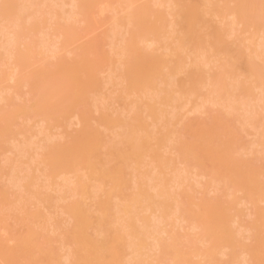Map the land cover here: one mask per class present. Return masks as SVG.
Wrapping results in <instances>:
<instances>
[{
  "label": "rangeland",
  "instance_id": "374dc122",
  "mask_svg": "<svg viewBox=\"0 0 264 264\" xmlns=\"http://www.w3.org/2000/svg\"><path fill=\"white\" fill-rule=\"evenodd\" d=\"M72 1L0 0V47L6 48V51L3 48L0 49L2 51V53L0 52V62L3 60L0 64V70H2L0 75L3 73L1 77L5 78L7 72V79L10 76L13 77L12 82L14 81L12 83L6 78L5 80L0 79V143L2 144L3 142L0 149V264L7 263L2 259L3 254L13 255L14 264H26L25 259L30 260L29 264H76L78 262L77 250L79 248L77 237L79 236L78 231H80L78 227L80 226H77L79 222L78 220L76 222V219L74 220L72 213L76 211L77 206L78 208L82 207V211L86 214L83 215L88 218L86 220L87 224L83 222L84 226H87L84 232L89 237L93 247H96L98 251H100L99 249L103 242L109 241V236L111 238L113 234H116V237L119 235L118 237H121V240L124 238L122 240L123 244L127 243L129 245L131 240L130 237H127L128 228H126V225L128 226L127 223L131 220L133 221L129 224H133L139 214L137 220H139L138 222L141 221V223H137V220H135L138 224L136 225L134 222L136 228L138 230L141 229L140 227L145 222L146 230L148 228L147 232L155 239L150 240L149 238V240H146V237L143 238L144 245L138 250L140 255L136 252L137 256L130 245L131 249L129 250L126 244L128 248L126 247L125 252L123 248L121 254L122 257L123 254L124 257L127 256L126 258L129 260L132 258V261H127L129 264H264V106H261L263 105L262 103L259 104L260 98L263 97L262 89H259V82L256 77L250 75L251 71L264 74V31H249L243 25L240 26L236 18L233 17L235 20L233 21L231 16L234 10L239 5H242L243 0H180L176 6L169 0H76V3ZM104 1L107 2L104 4ZM257 1L259 0H253L255 5ZM74 3L76 4L75 9L71 7L75 5ZM255 5L251 10L254 9ZM262 8L264 13V2ZM214 9L221 11L223 17L214 16ZM186 14H191V19H189L192 23L191 32L195 37L203 40H206L217 27H222L226 24L228 26L229 24L234 29L233 35L226 37L223 41L218 40L223 46L228 47V51L223 54L212 53L209 59V66H205L204 62L199 64L192 63L194 60L197 61L201 54L199 55L193 49L192 40L187 38V43L184 42V27L187 26ZM175 15H180L181 17L175 18ZM143 17L144 21L141 23ZM14 18H17V20ZM183 18L186 20L185 22H182ZM25 21L29 22L26 23ZM180 23L181 25H179ZM230 27L227 29L228 32H230ZM9 31L16 36L15 40ZM135 33L138 35L137 39H131ZM59 34L60 38L57 36ZM44 37L46 39L49 37L50 41ZM4 40L8 43L6 41L4 43ZM11 40H14L16 45ZM153 41H156L155 44L151 43ZM11 42L14 46L11 45ZM51 43L53 44L50 45ZM33 44L36 47H32ZM37 44L39 47H37ZM42 44H45L46 47H42ZM31 49L32 52H30ZM178 49L182 60L181 63L173 60L168 62L171 58L174 59L173 50L177 51ZM38 50H40L39 53ZM50 50H53L51 55H49L51 53ZM7 51L9 53L13 52L12 56L9 54L10 56L6 58L8 55ZM54 53L56 55L57 53L59 54L55 57ZM39 54L41 55L40 57H38ZM46 56L49 57L47 58ZM40 59L42 60L40 61ZM145 61H163L159 69L162 74L161 80L156 81L160 84L157 90L151 96L147 93V90L142 92L143 94L141 92L135 93L134 89L125 91L124 89H129L130 86L134 85L130 78H137L142 75V72H145L144 66L137 65ZM48 66L49 68H47ZM58 69H60V74L63 71L61 75L66 73L71 79L69 84L72 87L66 85L68 88L66 87L67 90H65L68 92L70 89L71 91L74 89V92L72 91L74 93L73 98L70 91L71 96L69 98H72L70 99L71 101L66 96L67 92L64 89L59 93L61 95H54L56 104L61 99V102L68 103V106L65 104L66 107H64V109L68 107L67 112L62 109L66 116H63L64 114L61 115L63 113L61 109L58 111L56 109L59 108L57 105L61 102L55 107L52 106L51 101V104L48 105L49 109H45L43 106L47 107L45 104H48V102L44 103L45 101L43 100L47 96L44 98L45 94L38 93L40 86H43L42 81L48 79L47 83L50 84L49 80L54 77L52 75L55 74V78L58 76ZM198 69H202L207 79L221 74L225 79V83H227V87L210 96L208 101L204 102V107L199 111L194 110L193 104L185 106L187 101L172 102L169 105H165L166 93L170 94V99L173 98L172 96L180 92V87L184 84L188 74L194 73ZM171 70L174 71V74L171 73ZM231 71L233 78H230ZM57 72L58 74H56ZM111 72H115L116 75H112ZM22 76L26 77L28 81L26 79L25 82L23 80L18 81V79H23L21 78ZM109 76L111 77L110 82ZM59 77L57 78L60 79ZM68 77L67 80H69ZM124 77L126 78L125 82L123 80ZM55 78L53 79L56 81L57 78ZM5 82L7 83L5 84ZM22 82L27 87H23L24 84ZM1 87H3V90ZM5 88L12 89L9 90L8 96L6 95V90L4 91ZM1 91L6 94L2 95ZM41 92L44 91L42 90ZM133 92L137 96L134 97ZM39 94L43 97H39ZM62 94H64L63 96L66 100L61 98L63 97ZM56 96L59 97V100H57ZM67 98L72 105L67 101ZM38 99L43 102L40 101L38 103ZM2 100L4 101L2 102ZM135 102L141 108L142 113L138 108L141 117L148 113L145 104L153 107L156 113L160 112L157 115L163 113V117L159 122L149 120L146 117L147 114L143 117L145 118L146 135L148 136L144 133L141 137L143 138L145 135L144 138L150 139V141L146 139L148 148L150 147V153L145 158H142L144 160L141 159L140 162H135L138 165L135 163L133 165L132 160L130 162V159H126L131 165L125 170L124 164L126 160L124 159V162L123 158L128 155V151L136 152L138 147L137 141L132 139L133 134L131 131L124 127L132 121L134 114L130 112L132 107L130 105ZM200 103L201 101L198 104ZM38 105L41 106L38 107ZM42 107L44 108L43 111L40 109ZM50 107H53V110L56 109V114L59 111L61 113L59 112L60 116H57L56 120H52L53 122L50 124L53 125L48 127L46 125L52 119L50 112H54ZM50 109L52 111H49ZM47 110L50 114H46ZM255 110L258 112L257 115L254 113L256 112ZM41 114L46 117L49 115V118L46 119V127H44V130L47 128L48 131H46L47 134L43 133L45 134L44 136L42 134L38 135V137V127L41 126L39 124L40 120L45 118V116L41 118ZM77 114L85 117V124H83L85 126L87 124V128L78 122V119H76ZM6 115H12L11 118L8 116L11 119L10 121H8L9 119L5 120ZM31 117H34L33 120H31ZM54 117L56 116L53 114ZM2 118H4L5 122ZM58 119L60 120L58 121ZM108 121H111L112 126L106 124ZM60 125L63 128H58ZM23 130L24 134L29 131L32 135L30 137L31 140L25 139V135L22 134ZM83 130H87V132ZM92 132L93 135L90 134ZM94 132L100 134L102 138L101 145L104 144L102 146L99 144L100 147L96 144L94 147L93 143V147L90 148L91 144L89 143L90 146L88 145V139L90 135L93 139V136L96 135ZM20 133L22 137H20ZM32 137H38L33 142V144L35 143V148L30 143L34 140ZM134 137L139 138V136ZM169 139H171L173 145L171 149H167L164 144H161L163 142L167 143ZM15 140L20 143L15 142L13 147L12 143ZM27 140L33 147L30 145V149H15L17 145L28 147L26 146L28 142L25 143ZM23 142L25 143L24 145H22ZM42 143L46 145L47 149L40 145ZM74 143L78 144L75 145L78 147V149L76 148L78 153L73 150L76 155H74V161L71 159L72 163L75 162L71 170L76 171L77 169L78 176L76 172L69 171L68 173L67 166L64 170L66 163H63L68 160L65 161L66 158L63 159L64 154L67 152L72 153V150L67 151V149ZM37 144L42 147V150L44 148V152L37 150L40 152L33 157V154L37 152L34 149H39L36 147L38 146ZM75 146L72 147L75 149ZM12 147L15 151L11 150L13 149ZM131 147L134 149L132 148L131 150ZM31 149L32 151L30 152L29 150ZM64 149L66 150L62 156ZM172 149L173 151H171ZM19 151L20 153H18ZM45 151L51 153L54 168H52V164L51 166L48 164L49 167L47 162H43L44 159L51 157H47L50 153L45 154ZM9 153H12V155ZM40 153H44V157L46 155L47 158L42 159ZM92 153L100 154L95 156ZM22 154L26 156H22ZM152 155L154 159H151ZM16 156L17 158H15ZM30 156L32 161L35 159L36 161L40 160L37 163L35 162L36 164L33 163V167H30V162L32 163ZM37 156H40L39 158L43 161L41 159L38 160ZM6 158H9V162ZM99 158L101 162L97 161ZM51 159L45 161L51 163ZM5 160H7V164ZM151 160L155 161L152 162ZM170 160L179 172H182L185 166L187 169L189 168L188 172H190V175L188 172L185 175L183 174L184 176L179 175L180 179H177L175 183L177 190L173 188L175 187L173 186V178L176 176L170 173L162 175L163 172H166L165 164ZM28 161L29 163H27ZM96 162L101 163L100 165L97 164V167L101 168L103 166L104 170L112 174L108 181L104 182L103 185L101 184L102 186L97 181L98 184L95 181L93 182L92 177L89 179V176L97 169V167H93ZM144 162L146 163L145 166H143ZM43 163L46 164L43 165ZM141 163L142 166H140ZM55 164L59 165L60 168L62 164L64 166L61 168L62 170L58 167V170L54 172ZM182 164H185V166ZM14 165L17 166L16 169H13L14 172L16 171L13 176V170H10V168H14ZM38 165L41 166L39 167ZM45 166H47V170H45ZM122 166L123 170H125V173L123 171L122 174L123 176L125 174V179L121 181L125 184L123 185V190L119 186L122 185L119 182L122 175L116 173L117 170H121ZM27 168L30 173L27 172ZM52 169H54V175L51 172ZM63 170L65 171L64 173H62ZM17 172L20 173V176ZM66 172L71 175L74 173L73 176L76 178L73 179V176L70 177V175L69 177L62 176L68 175ZM32 173H34L35 178ZM151 174L154 178L156 174L158 177L161 176V179L166 177V187L168 186L166 191L169 193V198L172 196V200H176V205L181 206L182 213L179 211L176 216L171 217L172 220L167 219L163 224L160 222V225H157V220L159 219L157 208L156 210L153 208L155 211L148 213H142V210L140 212H138L139 210L135 211L134 208V205L138 208L140 206L139 202H143L139 200L141 198L139 194H143V191V195L150 192L146 183L153 177ZM26 175L28 176L26 177ZM45 175L46 177L44 178ZM86 175L89 176L87 177ZM58 176L64 179V183ZM145 177L149 179L146 180ZM184 177L186 178L183 180ZM17 178L19 181L21 180V184L18 183ZM36 178L39 179L37 188H35L36 186L34 187ZM68 178L73 181H68L67 189L63 185L67 186L66 181L69 180ZM165 179L163 180L165 181ZM219 180L222 182L220 183ZM170 181L171 183H169ZM71 182H77V187L73 186ZM216 182L220 184H216ZM239 183H244V186L238 185ZM17 184H25L26 191L23 190L21 193L19 190L23 187ZM30 184L33 192L29 188ZM82 184L86 185L84 187H88L87 190L84 189ZM136 185H139L140 188H137ZM177 185L180 189H178ZM245 185L250 188V185H252L253 189L256 188V190L248 189V187L244 190ZM117 186L119 189H117ZM39 187H42V189H39ZM34 188L37 191H34ZM82 188L87 194L82 191ZM142 189L144 190L142 191ZM58 190L63 191V193ZM78 191L86 195L79 194L80 192ZM35 192L37 195H35ZM138 192L139 194H137ZM152 192L149 193L151 195L149 197V199L151 198L150 200L155 197V195L152 197V194H154ZM25 193H30L31 195L33 193L32 198L31 195L29 197ZM34 196L37 197L35 198ZM136 196L139 197V202L137 203L139 206L135 204L138 201ZM159 199L156 200L154 198L153 201L156 200V203L164 201ZM172 200H166L165 204H171ZM179 202L180 204H178ZM68 206L74 211H69ZM100 206H104L102 210L105 214L101 212L102 210L100 211ZM104 208L110 214L108 217L112 216L110 221L112 222L113 220L110 223L111 225L108 224L105 229L100 225L102 221H99L103 219L102 216L104 217L103 220L106 218L107 211ZM255 213L260 216H255ZM100 214L103 215L101 216ZM150 214H155L157 218L155 216L151 217ZM179 215L181 218H179ZM154 217L157 222L154 227L156 232H151L154 226L151 225V221L153 224L155 223L153 221ZM97 221H99V225ZM110 221L109 219L108 221L106 220L108 223ZM195 227L198 228L195 229ZM203 228L205 232L202 231ZM102 229L107 236L100 234ZM50 231L54 233L50 234ZM140 231H143V229ZM163 232L165 234H161ZM152 233H155V235ZM205 233L206 235H204ZM206 237L212 239L214 242L213 246H217L222 240L224 241L220 243V248L218 246L212 248V242L209 241L210 238ZM88 244L89 246L85 248L94 249L90 246V243ZM141 248L145 250H141ZM211 248L214 251L212 250L211 252ZM209 250L211 253H209ZM105 253L107 254L108 251ZM132 255H134V258ZM6 257L5 260L8 261ZM102 257L104 258L102 254L99 257L97 256V258L87 257L86 262L87 264H100ZM126 258L125 261L127 260ZM122 259L124 260V258ZM104 261L102 264H105ZM183 261L184 263H182Z\"/></svg>",
  "mask_w": 264,
  "mask_h": 264
},
{
  "label": "bare ground",
  "instance_id": "6f19581e",
  "mask_svg": "<svg viewBox=\"0 0 264 264\" xmlns=\"http://www.w3.org/2000/svg\"><path fill=\"white\" fill-rule=\"evenodd\" d=\"M46 1V0H45ZM75 3H76V0H73ZM72 1V2H73ZM169 1H171V2H173V4L176 6V4L177 3H179L180 2V0H169ZM105 2H107V1H104L103 3L105 4ZM263 2H264V0H259V1H257L256 3V5H255V3L253 2V0H243V2H242V5H239L238 7H237V9H235L234 10V13L232 14V19H233V21H235L234 20V18H236L237 20H238V22H239V25L241 26V25H243L245 28H247L249 31H251V30H253V31H264V13H263ZM28 3V2H27ZM74 3V4H75ZM238 3V2H237ZM255 5V7H254V9L253 10H251L252 9V7ZM70 6H71V4H70ZM71 7H73L74 9L76 8V4L75 5H73V6H71ZM129 8V7H128ZM19 12H20V10H19ZM19 14V13H18ZM38 14V13H37ZM213 14H214V16H216V17H219V18H222L223 17V14L221 13V11H219V10H215L214 9V12H213ZM25 15V14H24ZM20 16H22L21 14H20ZM82 17V16H81ZM175 18L176 17H181L180 15H175L174 16ZM234 17V18H233ZM15 20H17V18H14ZM185 19H187V26L186 27H184V35H185V39H184V42H186L187 43V38H189L190 40H192V47H193V49L200 55V57H199V59L196 61V60H194L192 63H194V64H199V63H202V62H204L203 64H206L205 66H209L210 65V58H211V54L212 53H214V52H218V53H225V52H227L228 51V47L227 46H223L222 45V43L221 42H219V41H223L226 37H229V36H231V35H233V33H234V29L233 28H231L232 26L231 25H229L228 24V26H227V24L226 25H224V26H222V27H217V28H215L214 30H213V33L212 34H210L207 38H206V40H203V39H200V38H197V37H195L194 36V34L191 32V29H192V23H191V21L189 20V19H191V14H186V16H185ZM184 18H183V20H182V22H185L186 20H185ZM14 20V21H15ZM72 20V19H71ZM74 20V19H73ZM7 21V20H6ZM18 21H20V20H18ZM75 21H77V20H75ZM144 21V17L142 18V20H141V23ZM4 22V21H3ZM8 22V21H7ZM26 22V21H25ZM29 22V21H28ZM28 22H26V23H28ZM9 23V22H8ZM14 23V22H13ZM13 25H15V24H13ZM179 25H181V23L179 24ZM232 25L234 26V24L232 23ZM18 26V25H17ZM231 26V27H230ZM228 27H230L231 29H229V31L230 32H228L227 31V29H228ZM12 28V27H11ZM10 29V28H9ZM16 29V28H15ZM8 30V29H7ZM42 30H44V29H42ZM5 31V30H4ZM46 31V30H45ZM6 33V32H5ZM4 33V34H5ZM9 33H11L12 34V32H10L9 31ZM8 33V34H9ZM40 33V32H39ZM47 33V32H46ZM22 34V33H21ZM46 35V34H45ZM44 35V36H45ZM48 35V34H47ZM51 35V34H50ZM11 36V35H10ZM30 36V35H29ZM40 36V35H39ZM58 37L60 36V34L59 35H57ZM137 34L135 33L134 35H133V38H131V39H137ZM12 37H13V39L15 40V37L16 36H14L13 34H12ZM11 37V38H12ZM55 37V36H54ZM45 39H46V37H44ZM43 38V40H45ZM60 38V37H59ZM1 39V38H0ZM47 39H49V37H47ZM46 39V40H47ZM13 40V41H14ZM26 40V39H25ZM219 40V41H218ZM6 40H4L3 42L4 43H6L5 42ZM12 41V40H11ZM12 41V42H13ZM48 41H50V39L48 40ZM11 42V43H12ZM40 42V41H39ZM41 42H42V39H41ZM55 42V41H54ZM156 42V41H155ZM155 42L153 41V42H151L152 44L154 43L155 44ZM8 43V42H7ZM46 43H47V41H46ZM50 43V42H49ZM190 43V42H189ZM10 44V43H9ZM53 43H51L50 45H52ZM56 44V43H55ZM3 45V44H2ZM1 45V46H2ZM11 45H13V43L11 44ZM10 45V46H11ZM14 45H16L15 44V41H14ZM13 45V46H14ZM26 45H27V43H26ZM43 45V44H42ZM48 45V44H47ZM190 45V44H189ZM21 46V45H20ZM35 45L33 44V46L32 47H34ZM45 46V44L42 46V47H44ZM49 46V45H48ZM36 47V46H35ZM37 47H39L38 46V44H37ZM46 47V46H45ZM1 48H3V47H0V49ZM8 48V47H7ZM10 48V47H9ZM14 48V47H13ZM21 48V47H20ZM26 48V47H25ZM48 48V47H47ZM53 48H54V46H53ZM3 49H5V51H6V48H3ZM27 49V48H26ZM46 49V48H45ZM180 49V48H179ZM179 49L176 51V50H173V52H172V54H173V57H174V59H170V60H168V62H171L172 60L173 61H176V62H178V63H181V58H180V55H179V53H178V51H179ZM12 51H13V49H11ZM22 50V49H21ZM20 50V51H21ZM37 50V49H36ZM36 50H34V51H36ZM42 50H43V48H42ZM28 51H29V49H28ZM39 51L40 50H38V53H39ZM52 51L53 50H50V54L49 55H51L52 54ZM193 51V50H192ZM1 53H2V51H0ZM24 52H25V49H24ZM30 52H32V49L30 50ZM55 53H56V51H54ZM58 52H59V50H58ZM38 53H36V54H38ZM54 53V54H55ZM7 56H6V58L8 57V56H12V54H13V52L12 53H9L8 51H7ZM10 54V55H9ZM31 54V53H30ZM29 54V55H30ZM41 54H43V53H41ZM59 53H57V55H58ZM32 55V54H31ZM56 54H55V57L57 56ZM1 56V55H0ZM14 56H16L15 54H14ZM37 56V55H36ZM41 55L39 54V56L38 57H40ZM43 56V55H42ZM34 57V56H33ZM32 57V58H33ZM47 57V56H46ZM49 57V56H48ZM47 57V58H48ZM54 57V56H53ZM53 57H52V59H53ZM4 58V57H3ZM13 58V57H12ZM26 58V57H25ZM32 58H30V59H32ZM41 58H43V57H41ZM34 59V58H33ZM45 59V58H44ZM49 59H51V58H49ZM49 59H48V61H49ZM55 59V58H54ZM10 60V59H9ZM13 60V59H12ZM42 59H40V61H41ZM3 61V60H2ZM1 61V62H2ZM6 61V60H5ZM4 61V62H5ZM8 61V60H7ZM27 61V60H26ZM1 62H0V64H1ZM9 62V61H8ZM12 62V61H11ZM45 62V61H44ZM139 62V61H138ZM25 63V62H24ZM43 63V62H42ZM11 64V63H10ZM44 64V63H43ZM47 64V63H46ZM161 64H163V61H158V62H155V61H145V62H141V63H138L137 65H142V66H144L143 67V69L145 70V72L143 73L142 72V75L141 76H138L137 78H130L131 80H132V82H134V85L133 86H130V88L129 89H127L126 87V89H124L125 91L126 90H130V89H134L135 90V93H137V92H141V94H143L142 92H144V91H146L147 90V93L151 96L152 94H154V91H156L157 90V87L160 85L159 83H157L156 81L157 80H161V77H162V74L160 73V71H159V69H160V66H161ZM202 64V65H203ZM3 65V64H2ZM9 65V64H8ZM52 65H54V64H52ZM62 65V64H61ZM1 66V65H0ZM14 66V65H13ZM63 66V65H62ZM125 66V65H124ZM223 66V65H222ZM2 67H4V66H2ZM6 67V66H5ZM203 67V66H202ZM201 67V68H202ZM18 68V67H17ZM47 68H49V66L47 67ZM169 68V67H168ZM50 69H51V64H50ZM60 69H62V68H60ZM60 69H58L59 70V74H60ZM18 70V69H17ZM54 70H55V67H54ZM63 70V69H62ZM61 70V71H62ZM2 70H0V72H1ZM7 71V70H6ZM12 71V70H11ZM51 71V70H50ZM3 72H4V70H3ZM9 72V71H8ZM13 72V71H12ZM63 72V71H62ZM61 72V74H63ZM15 73V72H14ZM112 73V75L114 74V76L116 75V73L114 72H111ZM171 73H173L174 74V71L173 70H171ZM2 74L3 73H1V75H0V79L2 80V79H4L5 80V78H6V80H9V82H12V78L13 77H8V79H7V72H6V76L5 75H3V76H5V78H2L1 76H2ZM11 74V73H10ZM25 74V73H24ZM56 74H58V72L56 73ZM58 74V76L57 77H59L60 79H61V82H60V79H58L57 77V79L55 78V74H53L52 76H54L53 78H55L56 79V81L53 79H51V80H49L50 82V84H48L47 82H48V79L45 81V80H43L42 81V83H43V86H40V90L38 91V93H40V94H45V96H44V98L47 96V98L45 99V100H43V101H45L44 103H47L48 102V104H45V105H47V107L46 106H43L45 109H49V107H48V105H50L51 103V101H52V106H55V107H59V108H56L57 109V111L59 110V109H61V111H62V109L64 110V112H67L66 110H67V108L66 109H64V107H66V106H68V103L67 102H64L63 103V101L61 102V98H63V99H65L64 98V94H62V96L63 97H61L60 99V101H58V103L57 104H59V102H61V103H63L62 105H61V103L59 104L60 106H62V107H60L59 105H57L55 102V96L54 95H58L59 93H61V91L64 89H66V87L68 86V85H70L71 86V84H69L70 82V78L67 76L68 74H66L65 73V75H59ZM231 76H230V78H233L232 77V71H231ZM15 75V74H14ZM250 75H252V76H254V77H256L257 78V81L259 82V89H262V94H263V97L262 98H260V102H259V100H258V102H259V104H263V105H261L262 107L264 106V74L261 72H253V71H251V74ZM62 76H64V77H62ZM113 76V77H114ZM137 76V75H136ZM67 77H68V79L69 80H67ZM21 78H23V79H18V81L20 80V81H24L25 82V79H26V77H21ZM110 76H109V82H110ZM15 79V78H14ZM63 79V80H62ZM113 79V78H112ZM120 79H122V78H120ZM11 80V81H10ZM27 80V79H26ZM59 82H58V81ZM64 80H66V81H64ZM118 80H119V78H118ZM124 82H125V80H126V78L124 77ZM16 81V80H15ZM28 81V80H27ZM26 81V82H27ZM62 81H64V82H62ZM4 82V81H3ZM14 82V81H13ZM12 82V83H13ZM24 82H22L23 84H24ZM131 82V83H132ZM7 82H5V84H6ZM12 83H10V84H12ZM19 83V82H18ZM44 83H46V85H44ZM64 83V84H63ZM72 83V82H71ZM128 83V82H127ZM4 84V83H3ZM28 84V83H27ZM59 84H60V86H59ZM63 84V85H62ZM121 84H123V83H121ZM26 84H24V86L23 87H27V86H25ZM41 85V84H40ZM67 85V86H66ZM128 85H129V83H128ZM127 85V86H128ZM1 86V85H0ZM5 86V85H4ZM3 86V87H4ZM3 87H1L2 88V90H3ZM43 87V88H42ZM62 87H64V88H62ZM72 87V86H71ZM208 87H210V88H208ZM227 87V83H225V79H224V77L221 75V74H219L218 76H215L214 78H209V79H207L205 76H204V74H203V71H202V69H198V70H196L194 73H190V74H188V76H187V78H186V80L184 81V84L182 85V87H180V92H178L177 93V95H175V96H172L173 98H171L170 99V94L169 93H166V97H165V105H169L170 103H172V102H183V101H187V103H186V105L185 106H189V105H191V104H193V106H194V110L195 111H199V110H201V108H203L204 107V102L205 101H208V99L210 98V96H212V95H214V94H216V93H218L219 91H222V89L223 88H226ZM9 88V87H8ZM42 88V89H41ZM68 88V87H67ZM70 88V87H69ZM73 89V88H72ZM6 90V93L4 92ZM9 90H12V89H4V91H1V94L2 95H7L8 96V93H10L9 92ZM44 91V92H41V91ZM67 90V89H66ZM65 90V91H66ZM70 91H71V89H70ZM70 91H68L69 92V94H68V92L66 93L67 95L66 96H68V98L71 96L70 95V93L73 91L74 92V89L70 92ZM260 91V90H259ZM2 92H4V93H2ZM71 93L72 94V98H73V96H74V93ZM261 92V91H260ZM55 93V94H54ZM63 93H64V91H63ZM127 93H129V92H127ZM39 94V95H40ZM133 94H134V92H133ZM133 94H131V95H133ZM140 94V95H141ZM59 95H61V94H59ZM130 95V96H131ZM139 95V96H140ZM145 95V94H144ZM143 95V96H144ZM148 95V96H149ZM165 95V94H164ZM35 96H37V94H35ZM128 96V95H127ZM134 97L135 96H137V94L135 95H133ZM148 96H147V99H148ZM262 96V95H261ZM4 97V96H3ZM39 97H43L42 95H40ZM56 98H57V100H59V97L58 96H56ZM68 98H67V101L68 102H70L71 100L70 99H72V98H69V100H68ZM4 99V98H3ZM34 99H35V97H34ZM40 99H42V98H40ZM1 100V99H0ZM6 100V99H5ZM39 100V99H38ZM66 100V99H65ZM64 100V101H65ZM151 100V99H150ZM163 100H164V98H163ZM4 100H2V102H3ZM40 101H42V100H39V102L38 103H40ZM42 101V102H43ZM55 101V102H54ZM153 101V100H152ZM201 101V103L200 104H198L199 102ZM73 102V101H72ZM135 103H136V106H135ZM133 105H130V107H131V109H130V112L132 113V114H134V116H132L133 118L131 119L132 121H131V123L130 124H128V125H126V126H124V125H122V126H124V127H126V129H128V131L130 130L131 131V133L133 134L132 136H133V138L132 139H135L136 141H137V145H138V147L136 148V152H130V151H128L129 153H128V155H126V157H124L123 158V160L125 159H130L129 161L131 162V160H132V164L133 163H135V162H140L141 161V159L142 158H145V156H148L149 155V153H150V147L148 148V143H147V140L146 139H149V138H144L145 137V135L147 134L146 133V125H145V118H143V117H145L146 116V114H147V118L149 119V120H151V121H153V122H159L161 119H162V117H163V113L162 114H159V115H157L158 113H160V112H158V113H156L155 112V110H153L154 108L153 107H151V106H147V104H145L146 105V108H147V111H148V113H146L145 114V116H142L141 117V113H142V111H141V108H139V105H137V102H135ZM43 104V103H42ZM55 104V105H54ZM65 104H67L66 106H65ZM70 104H71V102H70ZM228 104V103H227ZM57 105V106H56ZM72 105V104H71ZM34 106H35V104H34ZM39 106H41V105H38V107ZM40 108V109H42V111H43V109L44 108ZM70 107V106H69ZM229 107V106H228ZM231 107H232V105H231ZM262 107H260V108H262ZM52 110H53V107H50ZM140 109V114H139V109ZM35 109V108H34ZM33 109V110H34ZM49 110V111H52V110ZM55 109V108H54ZM56 109L55 110H53L54 112H50L51 113V115H52V119L51 120H49V123L47 124V121H46V119L47 118H49V115L46 117L44 114H41V118L42 117H44L45 116V118L43 119V120H40L41 122L39 123L40 125V127H38V130H39V133L37 134V136L39 135H42L43 133H45V134H47V132L46 131H48L47 130V128L44 130V127H46V126H52L50 123L51 122H53L52 120L54 119V120H56L55 118H57V116H60V113H61V111H59V112H57V114H56ZM144 109H145V107H144ZM36 110V109H35ZM39 111V110H38ZM146 111V110H145ZM256 111V110H255ZM261 111V110H260ZM39 112H41V111H39ZM44 112H46V111H44ZM63 112V111H62ZM64 112L63 113H61V115L62 114H64ZM257 112V111H256ZM256 112H254L256 115L258 114V112L256 113ZM37 113V112H36ZM35 113V114H36ZM47 113H49L48 112V110H47V112H46V114ZM49 113V114H50ZM54 114V116H56V117H54L53 118V114ZM59 113V114H58ZM10 114V113H9ZM12 114V113H11ZM56 114V115H55ZM144 114V113H143ZM140 115V116H139ZM7 116V115H6ZM5 116V117H6ZM9 116V115H8ZM8 116L6 117V121H7V119H9V118H11L12 117V115L11 116H9V118H8ZM13 116H14V114H13ZM33 116V115H32ZM63 116H66V113L63 115ZM4 117V118H5ZM34 117H35V115H34ZM33 117V118H34ZM75 117V116H74ZM80 117H82V118H80ZM83 115H78L77 114V116H76V119H78V122L80 123V124H82V125H84L85 123V117H84V119H83ZM4 118H2V120L5 122V120H4ZM33 118L31 117V120H33ZM36 118H37V116H36ZM59 118H61V117H59ZM146 118V119H147ZM66 119V118H65ZM11 119H9L8 121H10ZM30 120V119H29ZM60 119H58V121H59ZM82 120V121H81ZM264 120V119H263ZM61 121H62V119H61ZM66 121V120H65ZM54 122H56V121H54ZM109 123H111V121H108ZM106 123V124H108L109 126L111 125L112 126V123L111 124H109V123ZM84 123V124H83ZM114 123V122H113ZM47 124V125H46ZM64 124V123H63ZM62 124V125H63ZM43 125V126H42ZM46 125V126H45ZM62 125H60L58 128H63V126ZM120 125V126H121ZM86 126L88 127V125L86 124ZM85 125H84V127L85 128H87ZM121 126V127H122ZM57 127V126H56ZM42 128V129H41ZM84 128V129H85ZM118 128H120V127H118ZM126 129H124L125 131H127ZM26 130V129H25ZM84 131V130H83ZM2 132V131H1ZM38 132V131H37ZM84 132H87V130H85ZM3 133V132H2ZM1 133V135H3ZM26 133H28V134H26ZM25 134H24V130H23V133L22 134H24L25 135V139H29V140H31L30 139V137L32 136L30 133H29V131H27ZM145 133V135L143 136V138L141 137V135L142 134H144ZM5 134V133H4ZM22 134L20 133V137H22ZM45 134H43V136L45 135ZM91 135H93V132L92 133H90ZM94 134H96V135H94L93 136V139H92V137H91V135L89 136V139H88V145L90 146V144H91V147L90 148H92L93 146H92V144L94 143V147L96 146V144L99 146V144H100V146H102L101 145V141H102V138H101V136H100V134H98L97 132L95 133L94 132ZM127 134V133H126ZM29 137H28V136ZM99 135V136H98ZM19 136V135H18ZM36 136V135H35ZM38 136V137H39ZM43 136H41V137H43ZM98 136V137H97ZM134 136H136V137H138L139 136V138H135ZM146 136H148V135H146ZM4 137H6V136H4ZM27 137V138H26ZM33 137H34V135H33ZM32 137V139H34L33 141H31L30 143H32V145L34 146V148H35V143L33 144V142L38 138H33ZM46 137V136H45ZM14 138V137H13ZM15 138H16V136H15ZM128 138H129V136H128ZM169 138V137H168ZM17 139V138H16ZM23 139V138H22ZM22 139H21V141H22ZM43 139V138H42ZM91 139H92V141H91ZM145 139V140H144ZM18 141H19V139H17ZM29 140H27L25 143H27L28 142V145L26 144V146H28V147H21V145L19 146V145H17V147H15V149L16 148H18V150L19 149H21V148H23V149H30L31 147H33L30 143H29ZM93 140H95V141H93ZM99 140V141H98ZM166 140H168L167 138H166ZM18 141H13L14 143H12L13 145V147H14V144H15V142H17L18 143ZM24 141V140H23ZM98 141V142H97ZM134 141V140H133ZM136 141H134V142H136ZM149 141H150V139H149ZM40 142H43V141H40ZM76 142L78 143V141L76 140ZM128 142H131V141H128ZM163 142V141H162ZM166 142V141H165ZM20 143V142H19ZM18 143V144H19ZM24 142H23V144L22 145H24L25 144ZM37 143V142H36ZM39 143V142H38ZM77 143H74L72 146H75V145H78ZM90 143V144H89ZM150 143V142H149ZM160 143V142H159ZM1 144V143H0ZM2 144H3V142H2ZM2 144L0 145V149L2 148L1 146H2ZM133 144H135V143H133ZM162 145L164 144L165 146V148H167V149H171V147L173 146L172 145V141H171V139H169V141H167V143H161ZM30 145H31V147H30ZM38 145V144H37ZM40 145H42V147H44V148H46V145L45 144H40ZM40 145H38V146H36V147H38L39 149H34V150H42V147H40ZM45 145V146H44ZM129 145V144H128ZM131 145V144H130ZM136 145V146H137ZM69 147L68 149H67V151H71L72 150V153H65V150L66 149H64V152L62 151V156H63V154L65 155V156H69V157H63V159H65V161L67 160V162H63V163H66V165H65V167H64V170L66 169V166H67V169H68V173H69V171H72V172H76L77 173V169H76V171H74V170H71V169H73V164L75 163H72L71 161L73 160L74 161V155H76V153H78V151H76L77 149H78V147H76L75 146V149L73 148V147ZM99 146V147H100ZM12 147V148H13ZM41 148V149H40ZM44 148H43V150H44ZM72 148V149H71ZM77 148V149H76ZM132 148L133 147H131L130 149L132 150ZM173 148V147H172ZM175 148V147H174ZM47 149V148H46ZM134 149V148H133ZM11 150H13V151H15L14 150V148L13 149H11ZM34 150H33V152H34ZM42 150V151H43ZM73 150L76 152H73ZM176 150V149H175ZM17 151V150H16ZM23 151V150H22ZM30 152L32 151V149L31 150H29ZM41 151V152H42ZM171 151H173V149L171 150ZM9 152H11V151H9ZM24 152L26 153V151L24 150ZM40 151H37L35 154H33V157H34V155L36 156L37 155V153H39ZM44 152V151H43ZM18 153H20V151L18 152ZM22 153V152H21ZM48 152H46L45 151V154H47ZM50 153V152H49ZM48 153V154H49ZM9 154H11L12 155V153H9ZM13 154H15V153H13ZM41 154V153H40ZM67 154V155H66ZM93 155L95 154V156H97V155H99V154H97V153H92ZM126 154V153H125ZM124 154V155H125ZM10 155V156H11ZM21 155V154H20ZM28 155V154H27ZM39 155V154H38ZM42 155V156H41ZM40 156H41V158L43 159V158H45L46 157V155H45V157H44V153H42ZM72 155H73V158H72ZM9 156V157H10ZM22 156H26L25 154L23 155L22 154ZM39 156V157H40ZM51 156V157H50ZM128 156V157H127ZM28 157V156H27ZM31 157V156H30ZM29 157V158H30ZM38 157V156H37ZM36 157V158H37ZM38 157V160L39 159H41V158H39ZM47 157H50V158H47ZM46 158L47 159H44V161L43 162H47V165L49 164L50 166H51V164L53 163V158H52V155H51V153H50V155H48ZM71 157V158H70ZM15 158H17V156L15 157ZM22 158V157H21ZM52 158V159H51ZM6 159H8V162H9V158H6ZM11 159V158H10ZM23 159V158H22ZM35 159V158H34ZM52 160L51 161V163L50 162H48V161H45V160ZM72 159V160H71ZM150 159V158H149ZM151 159H154L153 158V155H152V158ZM125 160H124V162H125ZM142 160H144V159H142ZM6 161L7 160H5V163H6ZM30 161H32V157H31V160ZM40 161V160H39ZM39 161H36V159L34 160V161H32V163L30 162V167L32 166H34V165H32L33 163L34 164H36L37 162H39ZM97 161H99V162H101V159L99 158ZM128 160H126V162H127ZM152 162L153 161H155V160H151ZM36 162V163H35ZM69 162V163H68ZM126 162H125V166H124V168H125V170L131 165V164H129L128 162V166H127V164H126ZM145 162H147L146 160H145ZM144 162V165L143 166H145V163ZM150 162V161H149ZM18 163V162H17ZM27 163H29V161L27 162ZM27 163H26V165H27ZM68 163V164H67ZM143 163V162H142ZM142 163H141V165L140 166H142ZM165 163V162H164ZM7 164V163H6ZM46 164V163H45ZM44 163H43V165H45ZM54 164V163H53ZM52 164V168H54V165ZM97 164H101V163H97L96 162V165L95 164H93V167H97ZM136 164V163H135ZM135 164H133V165H135ZM140 164V163H139ZM148 164V163H147ZM150 164H152V163H150ZM154 164V163H153ZM152 164V165H153ZM41 165H42V163H41ZM41 165H38L39 167L41 166ZM48 165V166H49ZM95 165V166H94ZM98 165V166H99ZM136 165H138V164H136ZM149 165V164H148ZM162 166H163V164H161ZM182 165H184L185 166V164H182ZM15 167L14 168H12L13 167V165H12V169L10 168V170H13V169H16V166L17 165H14ZM37 166V167H38ZM49 166V167H50ZM55 171L54 172H56V170H58L57 168L59 167L60 168V166L59 165H56L55 164ZM64 166V164H62V166H61V168ZM69 166H72V167H69ZM105 166V165H104ZM123 166L121 167V170L119 169V170H117L116 171V173L118 174V175H122L123 174V171H124V173H125V170H123L124 168H123ZM147 166V165H146ZM28 167V166H27ZM29 167V168H30ZM36 167V168H37ZM47 166H45V168H46ZM103 166H101V168H102ZM19 168V167H18ZM60 168V169H61ZM69 168H70V170H69ZM75 168V167H74ZM91 168H92V166H91ZM99 167H97V169H95L94 170V172H93V174H91L90 176L89 175H86L87 177L89 176V179H91V177L93 178V182L95 181H97L98 183H99V185L100 186H102L103 185V183L104 182H106V181H108V179L111 177V173L110 172H107L106 170H104V167L101 169V168H99ZM34 169H35V167H34ZM59 169V170H60ZM89 169V168H88ZM155 169H157V168H155ZM158 169H159V167H158ZM157 169V170H158ZM189 169V168H188ZM187 168H186V166H185V169L182 171V172H179V170L177 169V167L173 164V162L170 160V161H167V163L165 164V171L166 172H163L162 173V175L163 174H166V173H170L171 175H175L176 177H174L173 178V180H171V181H173L174 182V185L173 186H175V183L177 182V179L179 180L180 178H179V175H185V174H187V172L189 171ZM27 172H29L30 173V170L27 168ZM33 170V169H32ZM45 170H47V168L45 169ZM44 170V171H45ZM49 170V169H48ZM53 170L54 169H52L51 170V172H52V174L54 175V172H53ZM62 170V169H61ZM63 170V172L62 173H64L65 171ZM156 170V171H157ZM182 170V169H181ZM18 171V170H17ZM25 171H26V169H25ZM34 171V170H33ZM16 172V171H15ZM14 170H13V176L15 175L14 173ZM10 173V172H9ZM18 173V172H17ZM25 173V172H24ZM28 173V174H29ZM35 173V172H34ZM34 173H32L33 174V177H34ZM43 173H46V172H43ZM62 173H61V175H62ZM67 173V172H66ZM65 173V174H66ZM67 173V174H68ZM90 173V172H89ZM121 173V174H120ZM153 173H156V172H153ZM189 173V175H190V172H188ZM203 173H205V172H203ZM19 174V176H20V173H18ZM31 174V175H32ZM157 174H160V173H157ZM156 174V177L154 178V176L153 177H151L150 179L149 178H147V177H145L146 178V180H148L149 179V181H147V183L146 184H148V187H149V189H150V192H152V193H154V194H152L153 196L152 197H154V195H155V197L154 198H156V200H158V198H160V199H162V203H161V201L160 202H158V203H156L155 201H153V199L154 198H152V200H150L149 199V197H151V195H149V193L148 194H145V195H143L144 194V189H142V191H143V194H139V192L137 193V194H139V197L141 196V198L139 199L140 201H143V202H139V200H138V196H136L135 198H136V200H138L137 202H135V204H136V206L138 205L137 203L139 202L140 203V206L137 208V207H135V205H134V208H135V211H137V210H139L138 212H140L141 210H142V213L143 212H146V213H148V212H153V211H155L156 210V208H157V212H158V215L157 216H159V219L158 220H161V221H158L157 220V222L155 221L156 220V216H155V214L154 215H151L150 214V216L151 217H153V216H155L154 218L155 219H153V221H155V223L153 224V222L151 221V225L153 226L152 228H153V230L150 228V230H152L151 232H156V230H154V227L156 226V223H157V225L160 223V222H162V224H163V222L165 221V220H167V219H171V217L172 216H176L177 215V213L180 211L181 212V206H177L176 205V200L174 201V200H172L173 198H172V196H171V198H169V193H167V191L166 190H168L167 189V187H166V177L164 178V177H162L163 179H165V181L163 180V179H161V176L160 177H158V175ZM61 175H60V177H61ZM69 175H70V177H72L73 175H74V173H72V175L71 174H68V175H62V176H68L69 177ZM77 176H78V173L76 174ZM166 175H168V174H166ZM183 175V176H184ZM189 175H188V177H189ZM194 175H196V174H194ZM200 175H201V173H200ZM205 175V174H204ZM207 175V174H206ZM218 175V174H217ZM216 175V176H217ZM11 176V175H10ZM28 175H26V177H27ZM123 176V175H122ZM122 176H120V180H119V182H121V181H123L124 179H125V174H124V176L122 177ZM203 176V175H202ZM213 176V175H212ZM3 177H5V176H3ZM21 177H22V175H21ZM38 177V176H37ZM39 177H41V176H39ZM46 177V175L44 176V178ZM63 177V178H64ZM173 177V176H172ZM215 177V176H214ZM14 178V177H13ZM29 178V177H28ZM35 178V177H34ZM53 178V177H52ZM56 178V177H55ZM54 178V179H55ZM58 178H59V176H58ZM73 179H75L74 178V176L72 177ZM123 178V179H122ZM144 178V179H145ZM186 177H184L183 178V180L185 179ZM218 178V177H217ZM216 178V179H217ZM226 178V177H225ZM15 179V178H14ZM14 179H13V181H14ZM33 179V178H32ZM42 179V178H41ZM47 179V178H46ZM49 179H50V177H49ZM53 179V180H54ZM57 179V178H56ZM59 179H61V178H59ZM69 179V178H68ZM88 179V178H87ZM213 179H215V178H213ZM215 179V180H216ZM221 179V178H220ZM10 180H11V178H10ZM9 180V181H10ZM17 180H18V178H17ZM16 180V181H17ZM26 180V179H25ZM34 180V179H33ZM37 180V181H36ZM36 180L34 181V183H36V185H34V187L35 188H37V185L39 186V184H38V178H36ZM62 181H63V183H64V179H61ZM65 180H67V179H65ZM159 180V181H158ZM12 181V182H13ZM19 181V180H18ZM28 181V180H27ZM41 181V180H40ZM68 181L70 182V181H73V180H71V179H69V180H67L66 182H67V186H65V185H63L64 187H67V189H68ZM82 181V180H81ZM156 181H157V183H156ZM171 181L169 182V183H171ZM186 181V180H185ZM220 181V180H219ZM227 181V180H226ZM22 182H24V181H22ZM96 182V183H97ZM181 182V181H180ZM215 182V181H214ZM222 181H220V183H221ZM14 184H16L15 182H13ZM19 184H21V180L18 182ZM27 183V182H26ZM25 183V184H26ZM33 183V184H34ZM40 183V182H39ZM62 183V184H63ZM71 183H73L72 185L74 186L75 185V187H77V185H76V183L77 182H71ZM71 183H69V184H71ZM81 183V182H80ZM97 183V184H98ZM122 183V182H121ZM120 183V184H121ZM138 183V182H137ZM184 183V182H183ZM219 183V182H218ZM217 182H216V184H218ZM219 183V184H220ZM236 183V182H235ZM14 184H12V185H14ZM25 184H22V185H18V186H20V187H23V188H21L20 189V187H18L17 186V188H19L20 190V192L22 193V191L24 190V191H26L25 189H26V186H25ZM42 184V183H41ZM40 184V185H41ZM102 184V185H101ZM232 184V183H231ZM244 184V183H243ZM243 184H238V185H243ZM83 185V184H82ZM105 185V184H104ZM123 185H125L124 183H122V185H119L120 186V189L121 190H123ZM180 185V184H179ZM234 185V184H233ZM236 185V184H235ZM30 186H31V184H30ZM29 186V188H31V190H32V192H33V189H32V186L30 187ZM42 186V185H41ZM46 186H47V188H48V185L46 184ZM62 186V187H63ZM84 186H86V185H83V187ZM137 186V185H136ZM135 186V187H136ZM139 186V185H138ZM137 186V188H140V186L138 187ZM143 186V185H142ZM146 186V185H145ZM170 186V185H169ZM178 186V185H177ZM181 186V185H180ZM244 186V185H243ZM242 186V187H243ZM251 186V188L253 189V187H252V185H250ZM15 187V186H14ZM70 187V186H69ZM78 187H79V185H78ZM80 187H82V186H80ZM118 187V186H117ZM240 187V186H239ZM239 187H237V188H239ZM241 187V188H242ZM248 186L247 185H245V187H244V190H245V188H247ZM16 188V187H15ZM34 188V191L36 190ZM45 188V187H44ZM88 188V187H87ZM87 188L86 187H84V189H86L87 190ZM173 188H176V186L175 187H173ZM235 188H236V186H235ZM250 187H248V189H251ZM39 189H42V187L40 188L39 187ZM117 189H119V187L117 188ZM149 189H148V191H149ZM178 189H180L179 188V186H178ZM30 190V191H31ZM62 190V189H61ZM89 190V189H88ZM147 190V189H146ZM176 190H177V188H176ZM240 190V189H239ZM253 190H256V188L255 189H253ZM37 191V190H36ZM59 192H62L63 193V191H60V190H58ZM76 191V190H75ZM74 191V192H75ZM82 191H84V193H86V191L85 190H83V188H82ZM29 192V191H28ZM78 192H80V191H78ZM24 193V192H23ZM77 193V192H76ZM75 193V194H76ZM140 193H141V191H140ZM145 193H147L146 191H145ZM78 194V193H77ZM79 194H83L82 192H80ZM87 194V193H86ZM86 194H83V195H86ZM25 195L27 196H29L30 197V193L29 194H26L25 193ZM35 195H37L36 194V192H35ZM254 195V194H253ZM32 196H33V193H32V195H31V198H32ZM252 196V195H251ZM250 196V197H251ZM35 197V196H34ZM33 197V198H34ZM37 197V196H36ZM35 197V198H36ZM158 197V198H157ZM30 198V199H31ZM166 198H168V199H171L173 202H171V204H165L167 201H168V199H166ZM252 198V197H251ZM134 199V198H133ZM132 199V200H133ZM143 199V200H142ZM159 199V200H160ZM135 200V199H134ZM133 200V201H134ZM135 200V201H136ZM167 200V201H166ZM161 203V204H160ZM172 203H173V205H172ZM175 203V204H174ZM178 204H180V202L178 203ZM183 205H185L184 203H183ZM172 206V207H171ZM175 206V207H174ZM103 207L104 206H100V211L103 209ZM174 207V208H173ZM178 207V208H177ZM182 207H184V206H182ZM68 208H69V211H71L72 212V210L73 209H71L70 208V206H68ZM68 208H67V210H68ZM133 208V207H132ZM153 208L155 209V210H153ZM172 208V210H170ZM75 209V208H74ZM104 209H106V208H104ZM183 209V208H182ZM185 209H187V208H185ZM76 211L75 212H73L72 213V217L74 218V220L77 222V220H78V222H79V225H78V223H77V226H80V227H78V230H80V231H78V243H79V248H78V250H77V253H78V259H77V261L78 262H76V264H87V262H86V258L87 257H90V258H97V256L99 257L100 256V254H102V255H104V258L102 257L101 259L104 261V263L105 264H124V263H127V264H129V262H127L129 259H127L126 257H124V254H123V257H122V252L124 251L125 252V249H126V247L128 246L129 247V245H130V247L133 249V252L135 253V255L137 256V254H136V252H138V254L140 255V253H139V248L142 246V245H144V241L142 240L143 238H145L146 240L148 239L149 240V238H150V240H152L153 238L150 236L151 234H149L147 231H148V228H147V230H146V228H145V222H144V225H142V227H140L141 229H143V231H140L141 229H137L136 228V225H138L137 223H141V221L140 222H138L139 220H137L138 219V215H137V219L135 218V220H137V223L135 222V220H134V222L136 223V225H135V223L133 222V224L131 223V224H129L130 222H132L133 220H131V221H129V223H127L128 224V226L126 225V228H128L127 229V231H128V234H127V237L129 238L130 237V243H129V245L127 244V246H126V244H123V242H122V240L124 239H120L121 237H116V234H113L112 236H111V238H110V236H109V241L108 240H106L105 242H103V244H102V246H101V248L99 249L100 251H102L101 253H100V251H98V250H96V247H93V245L91 244V242H90V240H89V237L85 234V228H87V226L85 227L84 226V223L83 222H85V224H87L88 222L86 221L88 218L86 217V216H84V215H86L85 213H84V211H82V207H79L78 208V206L76 207V209H75ZM80 210H81V212H80ZM74 211V210H73ZM106 211H107V215H106V218H105V220H103L104 219V217L102 216L103 214H105L104 212H103V210L101 211V212H103V214L101 215L102 216V220H99V221H102V222H100V225L102 226V228L104 227V229H105V227H107V225L109 224V225H111L110 223H112L113 222V220H112V222L110 221V217H112V216H109L108 217V215H110V214H108V210L106 209ZM71 212H70V214H71ZM83 212V213H82ZM133 212H134V209H133ZM188 212V211H187ZM145 213V214H146ZM182 213V212H181ZM190 213V212H189ZM84 214V215H83ZM134 214H135V212H134ZM160 214V215H159ZM185 214V213H184ZM144 215V214H143ZM189 215H191V214H189ZM260 216L258 213H255V216ZM188 216V215H187ZM86 217V218H85ZM136 217V216H135ZM72 218V219H73ZM84 218V219H83ZM178 218V217H177ZM179 218H181L180 217V215H179ZM186 218V217H185ZM193 218V217H192ZM83 219V220H82ZM101 219V218H100ZM108 219H109V223L108 222H106V220L108 221ZM113 219V218H112ZM147 219H148V217H147ZM146 219V220H147ZM152 219V218H151ZM175 219V218H174ZM82 220V221H81ZM172 220V219H171ZM99 221H97V223H98V225H99ZM125 221V220H124ZM126 222V221H125ZM147 222V221H146ZM150 223V222H149ZM161 224V225H162ZM97 225V226H98ZM141 225V224H140ZM160 225V224H159ZM100 226V227H101ZM125 226V225H124ZM194 226H195V224H194ZM139 227V226H138ZM146 227H148V226H146ZM193 227V226H192ZM125 228V229H126ZM162 228V227H161ZM166 228V227H165ZM164 228V229H165ZM196 228H198V227H195V229ZM200 228V227H199ZM156 229V228H155ZM115 230V229H114ZM203 232H205V230H204V228H203V230H202ZM207 231V230H206ZM166 232V231H165ZM51 233H54V232H51L50 231V234ZM112 233V232H111ZM100 234L101 235H106L107 236V234H106V232L105 231H103V229H102V231L100 230ZM153 235H155V233H152ZM157 234V233H156ZM160 234V233H159ZM161 234H165L164 232L163 233H161ZM204 235H206V233L204 234ZM225 235V234H224ZM116 237V238H114V237ZM123 236V235H122ZM209 236V235H208ZM124 237V236H123ZM50 238V237H49ZM173 238V237H172ZM204 238H205V236H204ZM206 238H210V237H206ZM225 238V237H224ZM52 239V238H51ZM112 239V240H111ZM155 239V238H154ZM153 239V240H154ZM159 239V238H158ZM126 240V239H125ZM128 241H129V239H127ZM113 241H115V242H113ZM209 241L210 242H212V248H214V247H219V246H221V242L222 241H224V240H222L217 246H213L214 244V242L212 241V239L210 238L209 239ZM121 242H122V244H121ZM137 242V243H136ZM153 242H155V241H153ZM153 242H151V243H153ZM88 243H90V246H92L94 249H92V250H90V249H88V248H85V247H87V246H89V244ZM111 244V246H109L110 244ZM113 243V244H112ZM125 243V242H124ZM150 243V245H152ZM125 245V246H124ZM161 246V245H160ZM127 247V248H128ZM128 248L129 250L131 249V248ZM153 247V246H152ZM123 248H124V250H123ZM210 249L211 250V252H212V250L213 249ZM220 248V247H219ZM143 248H141V250H142ZM110 250V251H109ZM123 250V251H122ZM143 250H145V249H143ZM210 250H209V253H211L210 252ZM223 250H225L224 248H223ZM108 251V253L106 254L105 252H107ZM214 251V250H213ZM95 254H94V253ZM132 252V254H134ZM149 252V251H148ZM157 252V251H156ZM151 253V252H150ZM98 254V255H97ZM4 255V256H3ZM1 257H2V259L4 260V262L6 263V264H14V262H15V260L13 259L14 258V256L12 257L11 256V254H9L10 255V257H9V255L8 254H3ZM121 255V256H120ZM7 256V257H6ZM134 255H132V257H133ZM247 256V255H246ZM5 257H6V259H8V261H6L5 260ZM124 258V260L122 259V258ZM144 257H146V255H144ZM188 257V256H187ZM125 258L127 259L126 261H125ZM134 258V257H133ZM142 258V257H141ZM148 258V257H147ZM12 259H13V261H12ZM69 259V258H68ZM67 259V260H68ZM100 259V264H102L103 263V261ZM144 259V258H143ZM131 261H132V258L130 259ZM129 260V261H130ZM134 260V259H133ZM122 261H124V262H122ZM25 262H26V264H29V262H30V260L29 259H25ZM86 262V263H85ZM137 262V261H136ZM140 262V261H139ZM182 263H184V261L182 262ZM260 263V262H259ZM44 264H46V263H44ZM184 264H186V263H184ZM247 264V263H246Z\"/></svg>",
  "mask_w": 264,
  "mask_h": 264
}]
</instances>
